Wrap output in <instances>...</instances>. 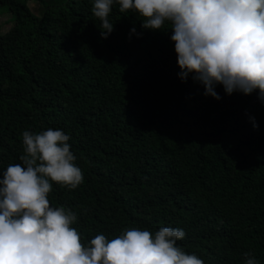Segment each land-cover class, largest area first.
I'll use <instances>...</instances> for the list:
<instances>
[{
  "label": "trees",
  "instance_id": "obj_1",
  "mask_svg": "<svg viewBox=\"0 0 264 264\" xmlns=\"http://www.w3.org/2000/svg\"><path fill=\"white\" fill-rule=\"evenodd\" d=\"M0 0V174L23 164L22 133L63 129L84 179L52 182L50 205L76 212L87 244L127 229L182 228L204 264H264V102L256 91L204 94L182 81L171 29L109 14L101 38L93 0ZM43 5V6H42ZM136 33L130 34V29ZM258 127H253V120Z\"/></svg>",
  "mask_w": 264,
  "mask_h": 264
},
{
  "label": "clouds",
  "instance_id": "obj_2",
  "mask_svg": "<svg viewBox=\"0 0 264 264\" xmlns=\"http://www.w3.org/2000/svg\"><path fill=\"white\" fill-rule=\"evenodd\" d=\"M113 5L135 13L143 29H171L182 81L191 74L215 99L222 85L229 95L256 91L264 102V0H93L104 39L114 30ZM132 33L139 35L135 27ZM22 136L23 164L0 174V264H204L178 246L186 236L182 228L160 227L154 234L131 228L82 243L72 226L76 212L48 199L52 182L76 188L84 179L69 135L48 128ZM244 256L245 264H259L254 255Z\"/></svg>",
  "mask_w": 264,
  "mask_h": 264
},
{
  "label": "rangeland",
  "instance_id": "obj_3",
  "mask_svg": "<svg viewBox=\"0 0 264 264\" xmlns=\"http://www.w3.org/2000/svg\"><path fill=\"white\" fill-rule=\"evenodd\" d=\"M28 6L34 14H36L37 16L41 15L40 2H38L37 0H29ZM0 25L4 32L12 26L11 14H9L6 10L1 8H0Z\"/></svg>",
  "mask_w": 264,
  "mask_h": 264
}]
</instances>
